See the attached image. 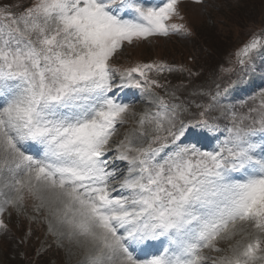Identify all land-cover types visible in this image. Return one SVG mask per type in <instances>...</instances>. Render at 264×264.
<instances>
[{"label": "snow or ice", "instance_id": "1", "mask_svg": "<svg viewBox=\"0 0 264 264\" xmlns=\"http://www.w3.org/2000/svg\"><path fill=\"white\" fill-rule=\"evenodd\" d=\"M181 2L0 5V229L32 200L83 264H264V87L235 95L264 62V30L236 51L239 71L183 100L158 79L183 67L112 63L152 37L190 36ZM126 89L152 107L136 113Z\"/></svg>", "mask_w": 264, "mask_h": 264}, {"label": "rangeland", "instance_id": "2", "mask_svg": "<svg viewBox=\"0 0 264 264\" xmlns=\"http://www.w3.org/2000/svg\"><path fill=\"white\" fill-rule=\"evenodd\" d=\"M32 3L33 0H0V5H11L16 13L24 11ZM179 9L184 19L176 22L184 23L191 32L190 36L152 37L147 42L129 47L123 57H114L112 63L118 67H128L135 63H165L164 60L168 59V64L177 62L194 70L197 81H191L192 85L189 86L198 87L200 83L210 80L209 86H212L214 80L224 75L221 69L225 65L226 68L236 67L239 71V67L234 64L236 51L254 33L264 30V0H204L203 4L182 0ZM212 17L216 20L211 21ZM255 64L259 69L250 71L249 86L237 92L236 97L251 96L264 87V62L257 58ZM215 68H220L219 72L209 77L206 70ZM171 77L177 80L176 85L180 84V72L164 73L166 80ZM156 91L162 94V89ZM129 94L130 91L126 89L122 95L129 99ZM138 100L135 97L132 99L136 113L152 107L148 103L147 94L144 95L145 105L142 102L139 104ZM256 102L258 103V98ZM251 103L253 101L249 100V104ZM238 110L246 111V108ZM135 127L136 124L131 119L128 124L119 126L121 130L118 140L123 139ZM206 142L211 146V140ZM35 203L28 200L21 212L8 209L4 213L2 219L7 228L0 229V264H83L84 249L68 240L63 241V246H59L57 238L48 232L43 213L34 210ZM69 249L73 253L71 258L68 255ZM206 254L217 255L214 252Z\"/></svg>", "mask_w": 264, "mask_h": 264}, {"label": "bare ground", "instance_id": "3", "mask_svg": "<svg viewBox=\"0 0 264 264\" xmlns=\"http://www.w3.org/2000/svg\"><path fill=\"white\" fill-rule=\"evenodd\" d=\"M119 165H120V167H123V168H126V165H125V163L124 162H117Z\"/></svg>", "mask_w": 264, "mask_h": 264}]
</instances>
